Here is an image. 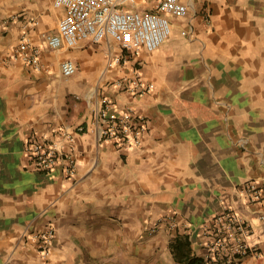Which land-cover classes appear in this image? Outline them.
I'll return each instance as SVG.
<instances>
[{
    "label": "crops",
    "instance_id": "crops-1",
    "mask_svg": "<svg viewBox=\"0 0 264 264\" xmlns=\"http://www.w3.org/2000/svg\"><path fill=\"white\" fill-rule=\"evenodd\" d=\"M159 1L139 0L138 8L153 11ZM184 1L188 15L168 14L172 33L158 49L125 52L111 38L53 50L43 32L57 31L63 7L0 0V260L185 264L173 240L187 238L201 256L202 223L233 208L254 225L257 254L243 264H264V198L241 192L253 179L264 185V0ZM26 35L31 45L22 48ZM115 55L129 59L111 63ZM64 59L77 65L72 76L61 72ZM134 67L154 84L150 93L133 97L115 86ZM104 96L148 118L140 146L100 138ZM37 140L75 152L76 175L61 163L36 169ZM50 227L44 255L40 232Z\"/></svg>",
    "mask_w": 264,
    "mask_h": 264
},
{
    "label": "built area",
    "instance_id": "built-area-1",
    "mask_svg": "<svg viewBox=\"0 0 264 264\" xmlns=\"http://www.w3.org/2000/svg\"><path fill=\"white\" fill-rule=\"evenodd\" d=\"M53 4L65 9L57 31L43 32L53 50L63 46L74 47L83 40L100 43L111 38L125 52H137L142 47L154 51L172 33L168 14L185 17L189 12L188 3L184 0H160L157 9L153 11L139 9V0H53ZM28 22L32 26L38 24L35 18ZM182 33L186 34V30ZM21 44L22 48L31 45L27 35ZM31 48L32 53L28 58L35 66H39L40 51L38 48ZM128 59L125 55H115L110 62L119 63ZM76 71L77 65L73 59L61 62L64 76H72ZM114 84L119 91L128 92L133 97L148 94L154 87L153 83L142 78L137 67L118 77ZM99 115L103 124L100 138L111 140L126 150L140 146L142 135L149 128L148 118L136 112L131 104L120 105L116 99L107 96L101 100ZM78 130L83 131L84 126L79 125ZM67 137L74 140V136L70 134ZM31 151L36 169L50 172L61 163L69 177L76 175L78 159L72 150L64 152L56 142L37 140L32 142ZM241 192L251 201H262L264 185L253 179L241 188ZM260 218L264 219V214H260ZM161 225L162 220H159L150 228V232H156ZM192 232L193 229L190 228V234ZM253 232L251 220L233 208L208 217L200 227V239L197 241V248L203 250L199 256V264H243L246 256L257 254V247L251 242ZM54 234L53 227L40 232L44 255L50 251ZM0 264L6 263L0 260Z\"/></svg>",
    "mask_w": 264,
    "mask_h": 264
},
{
    "label": "trees",
    "instance_id": "trees-1",
    "mask_svg": "<svg viewBox=\"0 0 264 264\" xmlns=\"http://www.w3.org/2000/svg\"><path fill=\"white\" fill-rule=\"evenodd\" d=\"M172 249L176 257L182 261H184L185 264H199L201 263V259L199 257H196L195 254H191L190 251V244L187 238L184 237H176L173 242L171 243ZM189 249L188 252H185L183 257L178 256L179 250H186Z\"/></svg>",
    "mask_w": 264,
    "mask_h": 264
}]
</instances>
